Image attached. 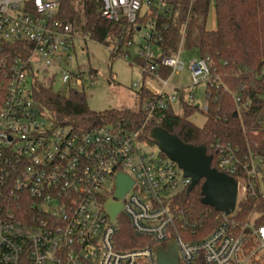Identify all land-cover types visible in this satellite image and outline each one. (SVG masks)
<instances>
[{
	"label": "built area",
	"instance_id": "built-area-1",
	"mask_svg": "<svg viewBox=\"0 0 264 264\" xmlns=\"http://www.w3.org/2000/svg\"><path fill=\"white\" fill-rule=\"evenodd\" d=\"M61 1L0 0V264H157L156 248L171 240L180 264H264V223L256 222L260 215L246 222L235 218L241 201L264 200V157L252 151L242 154L230 144L213 145L215 169L238 183L237 204L232 214H222L210 235L191 240L185 236L194 237L195 223L181 204L192 181L176 162L160 150L146 151L138 133L122 122L86 130L57 127L33 98L35 81L52 88L58 82L66 92L88 87L85 75L71 69L77 36L70 23L59 19ZM100 1L104 19L130 25L151 3ZM154 28L151 22L139 31L144 43L138 56L146 66L123 56L141 75L133 88L152 95L145 111L164 112L181 102L196 107L195 93L202 86V109L207 112V87L218 82L211 59L193 60L188 66L191 85L174 88L169 80L185 64L179 55L156 62ZM6 46L21 51L5 55ZM109 49L113 57L119 55L117 48ZM161 68L169 70L168 77H162ZM119 174L133 185L119 200L121 211L111 222L105 205L115 200ZM122 217L145 241L143 246L118 248Z\"/></svg>",
	"mask_w": 264,
	"mask_h": 264
},
{
	"label": "trees",
	"instance_id": "trees-1",
	"mask_svg": "<svg viewBox=\"0 0 264 264\" xmlns=\"http://www.w3.org/2000/svg\"><path fill=\"white\" fill-rule=\"evenodd\" d=\"M135 25L125 21L115 23L101 15L100 0H62L59 19L73 26L74 34L90 38L106 48H117L121 56L130 54L139 28H147L154 22L153 43L159 50L156 62L176 57L181 50L197 49L200 57H209L213 63L217 83L208 85L206 100L209 108L207 120L198 126L190 120L196 108L181 102L183 114H176L174 106L164 112L145 111V103L152 99L146 90L137 91V109H111L92 111L87 103L86 91L71 90L67 95L54 91L47 84L33 83V98L47 112L57 127L86 130L105 124L122 122L138 133L141 143H149L151 131L160 128L191 146H204L212 156L216 168L214 146L217 142L239 148L244 154L252 151L264 157V0H150ZM214 5L217 28L207 29V20ZM142 47V45L140 46ZM20 49L4 48V54L13 56ZM134 63L146 66L139 56ZM162 77L169 70L161 68ZM244 88V89H243ZM234 95L240 98L236 102ZM247 104V108L243 106ZM241 107V115L238 114ZM150 144V143H149ZM162 155H164L161 152ZM199 185L185 194L181 208L193 226L194 237L199 240L210 235L222 221V213L202 203ZM253 214H259L257 224L264 223V200L248 197L239 204L236 220L246 222ZM117 238L121 250L143 246L145 241L132 232L129 222L120 218ZM180 227V224H178ZM184 231V230H183Z\"/></svg>",
	"mask_w": 264,
	"mask_h": 264
},
{
	"label": "rangeland",
	"instance_id": "rangeland-1",
	"mask_svg": "<svg viewBox=\"0 0 264 264\" xmlns=\"http://www.w3.org/2000/svg\"><path fill=\"white\" fill-rule=\"evenodd\" d=\"M212 11L208 16V24L213 19ZM144 43L141 34L135 36L132 45L128 48L131 62L137 57L141 45ZM72 53L74 62L71 64L73 71H80L86 77V97L89 108L95 112H104L111 109L131 108L137 109L138 96L137 91L133 88L134 82L141 81L140 73L134 69L123 56L117 55L113 57L110 49L102 44L91 40L90 38H82L77 36L72 44ZM200 58V52L197 49H183L179 53V59L185 64V68L174 74L170 80V85L187 86L191 82V75L188 69L189 64ZM94 73V74H93ZM54 91H62L67 95L65 89L60 83L53 85ZM196 103L200 104L201 109H196L190 120L198 126H203L207 120L206 115L202 111L205 88L196 92ZM176 114L182 115L183 109L174 104ZM47 121V120H46ZM140 146L146 151H159L156 145L147 142L141 143ZM264 179V174L262 175ZM112 185L109 184V189ZM262 189L264 192V182L262 181ZM240 200V198H239Z\"/></svg>",
	"mask_w": 264,
	"mask_h": 264
},
{
	"label": "water",
	"instance_id": "water-1",
	"mask_svg": "<svg viewBox=\"0 0 264 264\" xmlns=\"http://www.w3.org/2000/svg\"><path fill=\"white\" fill-rule=\"evenodd\" d=\"M148 142L156 145L164 155L176 162L183 170L184 176L191 179L189 192L201 185V201L204 205L212 207L225 216L234 212L238 197V183L232 177L212 167L213 158L207 154L204 146L187 145L181 139L160 128H154L151 131ZM132 185L133 181L128 176L124 174L117 176L115 200H109L105 205L111 222L121 211L122 205L119 200ZM156 256L157 264H180L179 251L174 240L166 246H158Z\"/></svg>",
	"mask_w": 264,
	"mask_h": 264
},
{
	"label": "crops",
	"instance_id": "crops-1",
	"mask_svg": "<svg viewBox=\"0 0 264 264\" xmlns=\"http://www.w3.org/2000/svg\"><path fill=\"white\" fill-rule=\"evenodd\" d=\"M144 10V9H143ZM212 11V13H213V19H212V22H211V24H208V21H207V29L208 30H216V28H217V22H216V14H215V9H214V5H212L211 6V10H210V12ZM191 85V82L187 85V86H180V85H172L174 88H176V89H184V88H188L189 86ZM203 87L201 86L200 88L198 87V92H199V90L200 89H202ZM197 106H198V103H197V105H196V108H197ZM263 182H264V180H263Z\"/></svg>",
	"mask_w": 264,
	"mask_h": 264
}]
</instances>
